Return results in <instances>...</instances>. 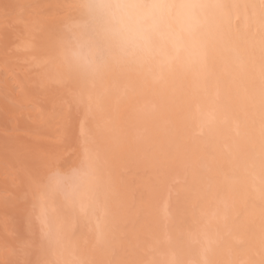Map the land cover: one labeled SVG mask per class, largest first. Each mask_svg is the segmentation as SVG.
<instances>
[{
  "label": "bare ground",
  "instance_id": "6f19581e",
  "mask_svg": "<svg viewBox=\"0 0 264 264\" xmlns=\"http://www.w3.org/2000/svg\"><path fill=\"white\" fill-rule=\"evenodd\" d=\"M0 264H264V0H0Z\"/></svg>",
  "mask_w": 264,
  "mask_h": 264
}]
</instances>
